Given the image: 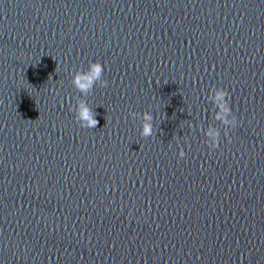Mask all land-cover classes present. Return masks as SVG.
Listing matches in <instances>:
<instances>
[{
	"label": "water",
	"instance_id": "obj_1",
	"mask_svg": "<svg viewBox=\"0 0 264 264\" xmlns=\"http://www.w3.org/2000/svg\"><path fill=\"white\" fill-rule=\"evenodd\" d=\"M0 264H264V0H0Z\"/></svg>",
	"mask_w": 264,
	"mask_h": 264
},
{
	"label": "clouds",
	"instance_id": "obj_2",
	"mask_svg": "<svg viewBox=\"0 0 264 264\" xmlns=\"http://www.w3.org/2000/svg\"><path fill=\"white\" fill-rule=\"evenodd\" d=\"M105 69L100 62L89 61L86 70H76L71 77L72 86L82 95L87 96L91 93L94 85L99 84L100 87H106L107 81L103 79V73ZM51 77V75H49ZM229 93L222 88H213L210 90L207 99L210 100L216 109L213 114V119L219 121L221 125L226 126L224 136L228 142H231V138L228 136L227 128H233L237 126L236 117L232 114L229 108L228 101ZM69 111H74V120L79 123L82 128H95L98 124V120L95 118L97 113L93 111L92 108L88 106L84 99L79 98L76 100L74 110L70 107ZM132 117L139 116L141 123L140 135L144 138L153 135V116L150 112H144L138 114L136 112H131L129 114ZM219 129L215 127H209L205 131V141L204 143L208 146L210 150L216 149L219 144ZM178 157L184 158L185 151L178 150Z\"/></svg>",
	"mask_w": 264,
	"mask_h": 264
}]
</instances>
